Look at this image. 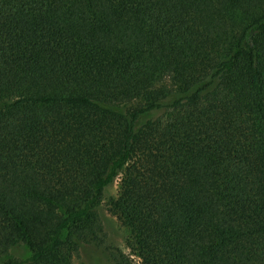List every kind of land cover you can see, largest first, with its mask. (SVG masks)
I'll return each instance as SVG.
<instances>
[{"label": "trees", "instance_id": "1", "mask_svg": "<svg viewBox=\"0 0 264 264\" xmlns=\"http://www.w3.org/2000/svg\"><path fill=\"white\" fill-rule=\"evenodd\" d=\"M87 247L264 264V0H0V264Z\"/></svg>", "mask_w": 264, "mask_h": 264}, {"label": "rangeland", "instance_id": "2", "mask_svg": "<svg viewBox=\"0 0 264 264\" xmlns=\"http://www.w3.org/2000/svg\"><path fill=\"white\" fill-rule=\"evenodd\" d=\"M121 178L118 177L115 182L108 186L104 190V201L101 206V217L108 233L110 242L120 247L126 253H130V249L126 245L127 238L129 236L128 228L121 223L109 210V200L112 197H116L119 194ZM30 253L27 246L24 244H19L17 247L13 248L7 257H4L5 260L13 258H22L28 256ZM75 262L78 264H112L109 260L102 259L103 257L98 255L95 248L87 247L80 251L74 257ZM136 263H139V259L136 256H133Z\"/></svg>", "mask_w": 264, "mask_h": 264}]
</instances>
